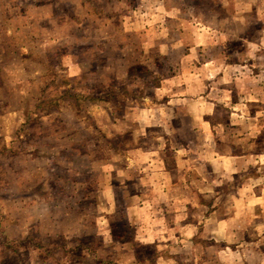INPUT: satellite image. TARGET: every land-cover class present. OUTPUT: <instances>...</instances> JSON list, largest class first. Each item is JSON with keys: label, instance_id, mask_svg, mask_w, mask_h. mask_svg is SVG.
<instances>
[{"label": "clouds", "instance_id": "1", "mask_svg": "<svg viewBox=\"0 0 264 264\" xmlns=\"http://www.w3.org/2000/svg\"><path fill=\"white\" fill-rule=\"evenodd\" d=\"M0 264H264V0H0Z\"/></svg>", "mask_w": 264, "mask_h": 264}]
</instances>
